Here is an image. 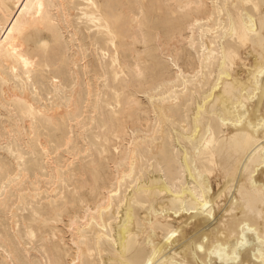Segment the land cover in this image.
<instances>
[{
    "label": "bare ground",
    "instance_id": "6f19581e",
    "mask_svg": "<svg viewBox=\"0 0 264 264\" xmlns=\"http://www.w3.org/2000/svg\"><path fill=\"white\" fill-rule=\"evenodd\" d=\"M0 264H264V0H0Z\"/></svg>",
    "mask_w": 264,
    "mask_h": 264
}]
</instances>
